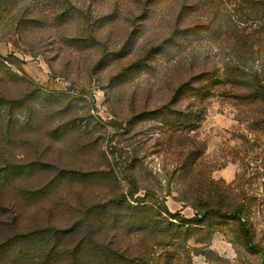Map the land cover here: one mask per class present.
Here are the masks:
<instances>
[{
	"label": "rangeland",
	"instance_id": "obj_1",
	"mask_svg": "<svg viewBox=\"0 0 264 264\" xmlns=\"http://www.w3.org/2000/svg\"><path fill=\"white\" fill-rule=\"evenodd\" d=\"M253 1L0 0V264H123L153 249L138 218L194 219L162 147L165 121L198 73L264 67ZM206 104L187 136L206 145L211 178L245 201L264 249V129L240 122L235 100ZM217 223L191 228L183 264H264L235 223Z\"/></svg>",
	"mask_w": 264,
	"mask_h": 264
},
{
	"label": "trees",
	"instance_id": "obj_2",
	"mask_svg": "<svg viewBox=\"0 0 264 264\" xmlns=\"http://www.w3.org/2000/svg\"><path fill=\"white\" fill-rule=\"evenodd\" d=\"M155 3L157 0H151V4ZM250 6L252 12L262 13L261 21L264 23V0H254ZM152 16L155 14L152 13ZM261 34V40L257 42L263 50L264 24ZM241 44L240 54L247 47L245 42ZM250 49L253 55L255 45L252 41ZM252 59L255 58L252 57ZM194 84L198 86L197 89H192L191 84L186 83L180 86L176 94H173L174 98L170 104H178L180 110L176 113L170 112L176 115V121L169 124L164 119L168 125L166 134L169 136H167L166 145H162L163 148L166 146L178 161L176 171L180 173L179 195L182 201L195 212L194 219L178 221L179 225L176 226L155 213L149 217L152 218L149 224H146V220L138 218L134 221V225L136 229H141L139 233H151L154 237V241L151 240L153 249L150 252L136 249L135 256L123 264H183V260H190L189 241L194 231L191 228L198 229L195 232L199 233H214V228L219 226L217 221L235 223L247 249L252 253L264 255V249L257 241V233L250 221L251 215L245 201H232V187L211 178L214 167L205 158L206 145L191 140L187 136L190 132L201 128V123L207 115L206 101L216 94L222 99L235 100L240 108L239 121L248 123L247 125H250L254 132H262L264 129V67L254 69L247 74L232 71L209 75L207 72H201L195 78ZM229 85L233 89H226ZM168 108L165 110H169ZM0 115L3 117L4 112H0ZM240 139L245 141L244 136ZM175 141L178 144L177 147H175ZM164 213L171 216L167 209H164ZM193 224L198 227H191ZM159 247H162V252L156 253ZM104 264L113 263L106 261Z\"/></svg>",
	"mask_w": 264,
	"mask_h": 264
},
{
	"label": "crops",
	"instance_id": "obj_3",
	"mask_svg": "<svg viewBox=\"0 0 264 264\" xmlns=\"http://www.w3.org/2000/svg\"><path fill=\"white\" fill-rule=\"evenodd\" d=\"M2 46H5V45H3V44H2V45H0V48H1Z\"/></svg>",
	"mask_w": 264,
	"mask_h": 264
}]
</instances>
